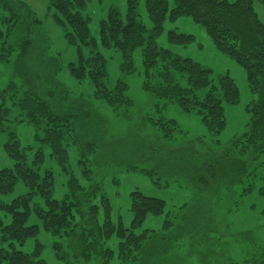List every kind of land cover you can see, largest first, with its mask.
I'll list each match as a JSON object with an SVG mask.
<instances>
[{"label":"trees","instance_id":"obj_1","mask_svg":"<svg viewBox=\"0 0 264 264\" xmlns=\"http://www.w3.org/2000/svg\"><path fill=\"white\" fill-rule=\"evenodd\" d=\"M48 1L53 9L54 23L62 29L66 41L76 46L78 51L77 60L68 65L70 75L79 81L88 79L94 88L93 97L104 100L114 111L131 106L132 101L126 96L128 85L122 78H118L111 89L104 84L106 59L91 38L88 18L79 11L85 6L84 0ZM254 1L264 8V0H173L172 7L167 0H145L146 14L151 23L147 30L138 20V0H126L125 20L117 8L110 7L106 19L100 21L99 45L120 52L122 76L134 71L132 54L140 49L142 89L158 99L175 101L185 111L197 112L207 130L213 133L220 132L225 126L223 104H235L239 100L234 80L228 74H222L213 81L209 68L158 47L154 39L162 32L167 18L174 21L180 16H190L204 26L219 51L244 68L253 96L246 107L250 114L247 129L230 141V147L216 157H210L212 159L206 164L199 165L191 160L188 168L193 172L197 190L191 202L181 204L173 216L165 215L160 230L136 232L148 214H163L165 202L133 190L129 195L130 226L124 227L120 221L115 224L111 220V205L101 182L84 187L70 174L68 193L61 201L53 199L52 171H38L42 162L41 152L35 154L34 167L28 165L24 152L27 148H21L16 134L7 131L5 149L15 160V165L12 169H0V194L11 191L18 179L26 185L28 192L13 198L8 204L0 203V207L10 215L8 224L0 220V242L8 241L13 246V242L22 244L26 239L36 237L39 225H26L33 213L44 231L59 239L64 238V245L53 243L52 246L56 256L66 264H90L91 261L95 264H184L192 254L201 264H211L219 252L217 246L221 241L213 217L220 189L241 183L250 176V181L257 178L249 169L248 161L237 158L236 154L252 159L264 155V23L255 11ZM0 8L7 12L0 16L2 50H7L4 44L7 35L14 33L18 48L14 69L28 85L15 105L21 117L38 131L36 139L48 146L50 157L61 169L68 173L67 145L72 143L78 152L81 174L88 180L95 170L100 173L115 167L128 171L142 170L151 176L160 171L163 160H143V156L148 154L153 158L160 155L163 158L166 152L164 140L172 139L173 131L177 130L176 122L146 118L160 131V136L140 134L135 138L129 133L126 138H108L104 119L87 100L82 96L72 98L66 92L58 96L44 86L49 84L62 91L47 69L50 60L41 58L38 44L29 37L32 25L38 24L39 19L20 0H0ZM169 37L182 45L193 38L190 34L173 30ZM80 46H87L89 54L83 55ZM0 57L8 61L7 55L1 54ZM6 90L14 94V83L10 82ZM66 100L73 102L66 105ZM8 111L0 104V121ZM138 126L142 130L145 122ZM0 129L5 131L3 125ZM144 163L155 166L147 169ZM260 176L264 177V170ZM251 186L245 187L243 193L248 192ZM34 195L43 199V207L32 203ZM113 237L118 240L116 251L106 246ZM41 248L42 244L37 240L32 253L1 248L0 263L46 264L38 258ZM262 254L264 256V249ZM224 258L228 259L226 255ZM261 262L264 264V259ZM225 264L232 263L226 260Z\"/></svg>","mask_w":264,"mask_h":264},{"label":"rangeland","instance_id":"obj_2","mask_svg":"<svg viewBox=\"0 0 264 264\" xmlns=\"http://www.w3.org/2000/svg\"><path fill=\"white\" fill-rule=\"evenodd\" d=\"M20 1L26 4L40 21L38 24L32 25L29 37L34 40V44H38L37 51L41 58L50 60L47 63V69L50 70L54 80L60 84L62 89L60 91L54 89L52 85L44 84L46 88L53 91V94L60 96V93L66 92L72 98L82 96L87 100L92 109L97 110L104 119L108 138H126L129 133L135 138L140 134L142 136H160V131L156 130L155 126L146 118L153 121L157 119L174 120L177 130L173 131L171 140H164L166 152L163 154V158L160 155L149 158L148 154H144L143 160H163L161 170L156 171L152 176L142 170L128 171L115 167L100 173L95 170L88 180L81 174L78 166V152L72 143L67 145L69 168L68 173H65L59 164L50 157L48 146L36 139L35 136L39 135L38 131L21 117L19 108L15 105V101L27 89L28 85L24 83L18 73L16 74L14 69L18 48L16 47L15 34L12 33L7 35L4 42L7 50H2L0 40V55L4 54L8 57V61H4L0 57V104L9 110L4 120L0 121L1 125L5 127V131L0 129V169L14 168L15 160L8 155L5 149V143L8 140L7 131H13L19 140L20 147L27 148L24 149V152L26 154L25 162L28 165L32 166L36 152H41L42 162L38 171L40 173H43L45 169L52 171L51 197L53 199L61 201L68 193L67 181L70 174L75 176L84 187L93 182H101L103 191L111 205L112 222L117 224L120 221L124 227H129L132 219L129 195L131 191L139 190L146 196L162 199L165 202V209L162 215L148 214L142 225L135 231L160 230L165 215L173 216L181 204L191 202L197 195L193 172L188 168L191 160L199 165L206 164L212 159L210 157H216L230 147V141L247 129L250 114L246 111V107L252 101L253 96L247 85L244 68L234 59L219 51L204 26L190 16H180L174 21L167 18L163 24L162 32L155 37L154 40L158 47L167 49L180 57L190 58L209 68L213 81H217L219 75L228 74L238 87V102L223 104L224 128L218 133L208 131L197 112L185 111L175 101L158 99L152 93L142 89L143 65L140 49L134 50L132 54L134 71L122 76L119 70L120 52L99 45L100 21L106 19L110 7L117 8L122 20H125L126 0H84L85 6L79 11L82 16L88 18L91 38L97 43V50L106 59L105 86L111 89L118 78H122L128 85L126 96L131 99L132 105L114 111L104 100L93 97L94 88L88 79L79 81L70 75L68 65L77 60L78 51L76 46L66 41L62 29L54 23L53 9L50 7L49 1ZM167 1L169 7H172L173 0ZM254 8L260 21L264 23L263 6L258 1H254ZM5 14L7 12L0 8V16ZM137 14L138 20L149 30L151 23L146 14L145 0H138ZM2 29L5 30L4 25H2ZM172 30L177 33L190 34L193 38L186 45L177 44L170 40L169 32ZM80 50L83 55L89 54L87 46H80ZM46 76H48L47 71ZM10 82L14 83L16 87L14 94L6 90ZM48 97L52 96L48 95ZM70 102L73 101H65L66 105H69ZM143 121L145 126L141 130L138 124ZM236 155L237 158L241 157L248 161L249 169L257 175V178L250 181V176L244 178L241 183L223 186L220 189L217 203L213 209V217L221 241L217 246L219 252L211 264H225L226 260L232 264H262L261 260L264 259L262 254L264 249V177L260 176V173L264 170V155H259L254 159L247 155ZM111 160L122 159L112 158ZM143 166L149 169L154 168L155 165L144 163ZM249 184L252 185L251 189L243 193V189ZM26 192H28V188L18 179L11 191L0 194V203L8 204L13 198ZM32 203L42 207L44 205L43 199L37 195H34ZM0 220L3 224L10 222V215L1 207ZM30 224L39 225L36 237L28 238L22 244L13 242V246H10L8 241L0 242V249L10 250L13 248L25 253H32L37 240L42 244L38 255L39 259L46 264H66L56 256L52 246L53 243L64 245V238L59 239V237L44 231L40 220L33 213L26 222V225ZM117 242V238H110L106 246L116 251ZM224 255L228 259H225ZM90 264H95V261H91ZM184 264L201 263L196 255L192 254L186 258Z\"/></svg>","mask_w":264,"mask_h":264}]
</instances>
